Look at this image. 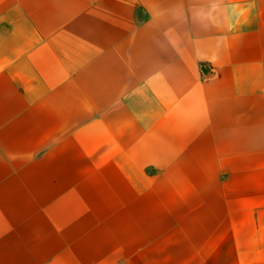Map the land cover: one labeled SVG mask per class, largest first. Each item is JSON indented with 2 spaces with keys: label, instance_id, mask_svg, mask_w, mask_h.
Returning a JSON list of instances; mask_svg holds the SVG:
<instances>
[{
  "label": "crops",
  "instance_id": "crops-1",
  "mask_svg": "<svg viewBox=\"0 0 264 264\" xmlns=\"http://www.w3.org/2000/svg\"><path fill=\"white\" fill-rule=\"evenodd\" d=\"M0 264H264V0H0Z\"/></svg>",
  "mask_w": 264,
  "mask_h": 264
}]
</instances>
